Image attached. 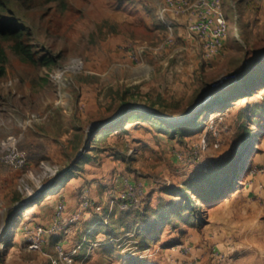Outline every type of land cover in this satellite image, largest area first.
<instances>
[{
	"label": "rangeland",
	"instance_id": "obj_1",
	"mask_svg": "<svg viewBox=\"0 0 264 264\" xmlns=\"http://www.w3.org/2000/svg\"><path fill=\"white\" fill-rule=\"evenodd\" d=\"M221 1L228 23L224 54L204 62L203 52H199L202 60L198 70L189 75V81H176L181 82L179 85H174L177 79L175 75L168 76L170 79L160 83L153 80V63L137 54L147 45H153L152 41L157 40L156 36H160L161 29L157 27L160 30L151 34L144 23L133 24V21L145 19L154 24L159 20L158 12L162 0H138L133 2L134 6L132 3L127 4V0H31L28 6L11 3L12 13H8V16L18 18L26 24L25 40L32 44L36 62L25 61L6 47L5 72L0 75V157L5 137L8 134L21 133L18 147L26 153L27 163L23 167L15 168L0 158V229L3 230L0 235V264H63L53 242L61 240L70 249L71 244L79 240L80 231L90 223L89 220L96 212L104 213L106 210V222L108 215L119 207L118 199L115 198L118 195L116 189L119 191L121 188L118 180L122 174H127L145 185L144 191L132 206L133 209L144 208L147 204L156 208L162 197L169 200L171 198L168 193H161L166 185L180 187L184 180L201 170L209 169L217 162L224 164L231 157L239 158L247 147H251V168L242 185L227 195L225 198L229 199L214 211L220 214L223 212L221 206L225 205V209L232 210L239 204L248 214L239 224L240 230L237 229V234L229 233L224 239L222 237L223 240L219 239L222 242L219 248L213 242L203 244L200 243L203 241L195 240L205 229L204 224L200 225L192 217L186 223H183L182 218H175L163 227L160 236L148 246L150 250L142 258L135 255L139 250V242L133 230H129L122 235H112L107 240L90 239L93 242L98 240L94 247L84 246L82 243L81 250L85 251L86 256L78 257V250L72 264H130L135 261L132 259H137L138 262L140 260L142 264H182L178 258L180 253L196 259L206 258L207 262L215 260L217 264L224 261L226 264H264V175L259 171L264 165V108L257 109L264 103L262 69L252 73L251 76L257 82L252 85L251 91L245 89L247 86L239 88L232 95H228L226 101V94L236 90V86L225 89L228 85L218 90L216 94L225 89L219 93L221 97L215 92L204 94L197 105V113L195 111L187 122L197 117L198 121L187 129L168 130L165 126L157 125L155 121L150 123L140 119L127 123L129 132L125 135L109 133L104 140L96 143L100 148H106L102 155H97V163L85 164L82 160L80 166L70 169L71 161L64 157L67 151L50 152L46 155L47 151L43 149L51 139L50 136L53 139L65 137L62 132L66 130L67 121L63 114L66 115L69 109L75 114L81 110L85 112L82 125L85 130L81 131L84 134L90 123L122 114L119 95L124 100H131L133 105L156 106L166 113L182 117L210 86L234 72L241 71L253 52L264 48V0ZM144 2L145 6L142 4ZM137 4L141 14L138 13ZM109 20L126 21L143 28L133 29L139 40L134 49L137 57L135 58L130 49L128 60L123 57L122 60L110 63L101 76L102 80H91L86 84L89 86L87 92L84 91L87 96L83 97L84 92L80 93V88L78 90L74 83V86L65 89L64 96L58 100L55 88L47 80L44 71L46 68L65 64L72 57L82 58L84 67L93 59L96 60L102 41L97 24ZM176 26L177 23H174L175 29ZM177 41L178 37L174 47L179 45ZM128 43L130 41L127 46L130 45ZM45 57L51 58L50 67L40 62ZM185 58L183 56V62ZM165 73L167 75L168 71H162L164 77ZM208 82L210 84L203 87ZM128 83H136L142 89L139 92L133 91V96L124 93L103 94L106 87L111 86L114 90L120 88H114V85L124 87ZM96 84L103 86V89L98 91L94 87ZM235 94H240L239 98L233 99ZM150 101H155L156 104L151 105ZM218 101L221 103L212 104ZM62 106L67 110L64 111ZM251 107L254 111L251 109L250 113ZM200 111L202 113L198 116ZM31 112L46 114L47 118L22 129L18 120ZM105 126L108 124L97 127V131ZM245 129L252 134L247 137ZM65 140H68V136ZM199 143L203 145L201 150L197 148ZM112 146L116 148V154L109 149ZM108 159L109 165L105 167L103 161ZM42 162L58 166V173L52 175L45 172L41 167ZM91 174H95V177L92 178ZM54 177L56 181L48 186V182ZM84 191L96 205L88 208L78 224L66 223L63 232L56 235L57 237L47 235L41 250H30L25 246L28 228L36 224H49L59 201L64 203V216L68 222ZM232 195L239 198L231 202ZM187 196H184L185 202L190 207H196L195 197L191 194ZM242 196L247 198L243 199ZM33 200H37V203L32 205ZM109 200H114V203ZM238 200V204H234ZM11 204L15 205L6 209ZM98 204H103L102 209L96 210ZM72 205L75 207L73 210ZM28 206L30 208H26ZM89 227L96 232L105 231L99 224L96 225V220ZM115 236L113 246L110 242ZM174 243L188 244L191 251L183 253L179 249H172ZM128 251L132 255L129 256ZM219 254L222 258H219Z\"/></svg>",
	"mask_w": 264,
	"mask_h": 264
},
{
	"label": "trees",
	"instance_id": "obj_2",
	"mask_svg": "<svg viewBox=\"0 0 264 264\" xmlns=\"http://www.w3.org/2000/svg\"><path fill=\"white\" fill-rule=\"evenodd\" d=\"M30 1L31 0H0V75H2L5 72L4 62L7 59L6 47H9L21 59L31 63L36 62L35 52L33 51L32 44H30L28 41L25 40V33L27 27L26 24L18 18L8 16V13L10 14L12 13L10 10V6L12 2H16L18 4L20 3L21 5L28 6L30 4ZM127 1H128L126 2L127 4L132 3L133 4L132 6H134L133 0L130 1L127 0ZM97 26H98L99 37L102 40H105L111 34L113 35V34L122 33V34H127L131 39V41H136L137 38L133 32L134 27L143 29L139 25L134 26L126 21L115 22L111 20L100 22L97 24ZM160 27L164 28L165 25L163 23H160ZM51 61L52 60L50 57H45L44 59L40 60L41 63L48 65L47 67H50ZM258 69H262V75L264 77V59L257 60L255 64L249 69L248 72H246L241 78H239L237 81L233 82L231 85L225 88V89H230L231 87L236 86L237 89L236 90L233 89L230 92H228L224 100L226 101V99L229 98L228 95L230 94L232 95V93L238 91L239 88H243L247 86L245 89L251 91L252 85L254 83L256 84L257 82V80L254 81L251 75L252 73H255V71H257ZM91 80L97 81V75L89 73L87 71V67H85L83 71L77 74L75 78V87H77L78 89L79 84H81L82 82L89 84ZM209 84L210 82H208L203 87H206ZM118 93H122V94L124 93L125 95H129V96L135 95L133 94V91H131L129 88L126 87H120L118 89L115 88L113 90V88H111L110 86V88L106 87L103 92L104 95L105 94L118 95ZM219 93L216 95H219L221 97ZM245 93H247V90L245 91ZM239 96L240 94H235L233 96V99H237L239 98ZM119 97L121 99L120 107L126 104L128 105L130 104V105L125 107L122 114H120L119 117L117 116L113 120V122L108 124V126H105L104 128L98 131H97L98 129L97 127L99 126L94 128L89 139V146L87 150L83 153L81 158L70 169H74L75 166H80L82 160H84V162L86 163L89 161H95V159L98 158L97 155H102V151L106 150V148H100L96 143H98L101 140H104L109 133L123 134V135L127 134L129 132L127 123H130L132 121L135 120L137 121L140 119H145L150 123H154L155 121L156 124L159 125L160 127L165 126V128H167L168 130L170 129L175 131L178 130L181 131L187 129L198 121V117H197V119L193 121L185 122L181 124L172 123L174 121H170L169 119H167L170 121L168 122L166 119L162 118L161 116L151 111L138 109L136 105L131 104L133 102H131L130 100H124V97H121V95H119ZM220 103L221 102L218 101V102H213L212 104L217 105ZM150 104L155 105L156 102L150 101ZM261 108H264V103L258 106L257 109H261ZM251 109H253V107L249 109L250 113L252 112ZM201 113L202 112L200 111L198 116ZM194 114L195 113H193L192 116ZM189 118L190 117L186 119L189 120ZM186 119L184 121H187ZM83 123L84 122H80L79 133L75 134L74 138L71 141V150L67 151L65 154L66 158L69 159L70 161L75 156L78 149L81 147L83 143L85 137V134L81 132L85 130V128L82 126ZM244 132L247 137L249 136V134L250 135L252 134V132L248 130L246 131V129ZM244 139L245 138H243L242 141H244ZM109 149L115 154L117 153L116 148L114 146H112V148ZM250 151H251V147H247L245 153L241 154L239 158L235 159L231 157L224 164L221 162L220 163L217 162L214 166L210 167L209 169L201 170L195 173V175H193L192 177L184 180V182L180 187L176 188L173 185H166L161 190V193L163 194L168 193L169 195H171V198L169 200L167 198L162 197L161 200L158 202L156 208H153L148 204L141 209L140 207H138L137 209H133L132 206L127 208H121L119 206L118 208H115L114 211H112L108 215V218H106L107 219L106 222H105V214L107 213V211L105 210L104 213L96 212L93 218L89 220L90 223H87L84 230L80 231L79 240L82 239L84 234H86L85 232L88 233V235L86 234V236L89 239H97L99 238V236H102L103 239L101 240H107V238H109L110 236L112 237V235L118 236V235H122L126 231L133 230L139 242L138 248L144 249L148 247L153 242V240L157 239L160 236L163 227L169 224L170 221H173V219L175 218H179V220L182 218L183 223H186L188 221V218L192 217L193 219H196L200 225L205 224L207 219V208L213 206L218 201L229 195L233 190L237 189L239 186L242 185L243 179L245 178L249 169L251 168L252 160H250L251 159ZM188 194L189 195L191 194L195 197L194 201L197 202L196 207H192V206L190 207L185 202L186 198L184 196L188 197L187 196ZM46 195L47 194H44V196ZM36 203L37 200H33L32 205ZM32 205L30 207H32ZM30 207L28 206L26 208H30ZM95 220H96V225L99 224L102 228H104L105 230L104 232L102 231L96 232L94 229H91L89 227V224H91ZM60 234H57V236ZM116 236L113 239V241L110 242L113 246L115 245ZM83 254H84L83 251L80 250L78 252V257H82ZM132 260L135 261H132L130 264H142L140 260L139 262L137 259H132Z\"/></svg>",
	"mask_w": 264,
	"mask_h": 264
},
{
	"label": "built area",
	"instance_id": "obj_3",
	"mask_svg": "<svg viewBox=\"0 0 264 264\" xmlns=\"http://www.w3.org/2000/svg\"><path fill=\"white\" fill-rule=\"evenodd\" d=\"M182 13H187L190 16L185 25V29L189 36H194L199 41L201 50L203 52V57L205 59H210L212 56L219 53L223 47L224 40L227 37L228 27V23L222 9V1L166 0L165 4L159 9L158 17L165 25L167 30L166 42L169 44H174L176 40V31L171 15H178ZM132 54H135V58L137 57V54L134 50H132ZM84 63L85 62L82 58L72 57L63 65L46 68L44 71L45 76L54 86L58 100H61V97L64 96L65 89L75 83L74 78L85 68ZM58 100H56V102H58ZM45 118L46 114L41 115L37 112H31L19 119L18 124L22 129H26L28 126H32ZM20 139L21 133L8 134L5 137L3 153L0 157L3 162L15 168L23 167L27 163L26 153L18 147V142ZM202 146L203 145H200L199 143L197 148L201 150L203 149ZM41 167L45 172H48L52 175L57 174L59 171L58 166L54 164L50 165L47 162H42ZM259 171L264 175V165L259 169ZM118 184L121 186V188L119 191L116 189L118 195L115 199H118L117 204L121 208L133 206L137 202L138 197L144 191V184L140 181H136L127 174H122L120 176ZM111 191H114V189ZM113 201L114 200H109L110 203H114ZM93 205L95 206L96 204L93 202V200H91V198H89L86 191H84L81 195L77 208L67 222L64 216V203L59 201L57 203L56 212L53 216V219L49 224H36L32 228H28L25 237V246L30 250H41L44 242L46 241L47 235L55 236L60 234L63 232L66 223H71L74 225L78 224L84 214L88 211V208L93 207ZM102 205L103 204H98L95 207L96 210H100V208L102 209ZM86 237L87 236L84 234L82 239L71 244L70 249H67L61 240H58L54 243L55 251L63 264H72L78 250H81L83 245L85 246V241H87V245L90 247L96 246L98 240L93 242L89 241ZM109 238L112 237L110 236ZM171 247L172 249H179V251L183 253H189L191 251V246L188 244L174 243ZM147 250L150 249L148 247L139 249L135 255L137 254L138 257L142 258L145 256ZM124 251L125 250H123V252ZM131 253L132 252L130 251L129 256L132 255ZM219 258H222L221 254H219ZM193 261L196 262L197 259L194 258Z\"/></svg>",
	"mask_w": 264,
	"mask_h": 264
},
{
	"label": "crops",
	"instance_id": "obj_4",
	"mask_svg": "<svg viewBox=\"0 0 264 264\" xmlns=\"http://www.w3.org/2000/svg\"><path fill=\"white\" fill-rule=\"evenodd\" d=\"M134 1L137 2L138 0H133V2ZM165 2H166V0H162L160 8L165 4ZM142 4L145 6V2ZM142 4H140V5H142ZM137 6H138V4H137ZM138 13H140V14L142 13L139 6H138ZM171 18L174 20V23H177L175 31H176V37H178L177 42H179V45H177L176 47H174L173 44H169L168 42H166L167 30L165 27L164 28L160 27V23H162L160 19L158 21L156 20V22H154V24H152V22L148 23L145 19L143 21H139V20L137 22L133 21V24L139 23V22H140L139 24L144 23V25L148 28V32H151V34L152 33L154 34V32L156 30L161 29L159 32L160 36L159 37L156 36L157 40L154 42L151 40L153 45L152 44L147 45L146 48H144L141 52H139L137 54L142 56V58L144 56L145 60L147 62L149 61V62L153 63V65H154V68L152 70V79L153 80L160 83V82L164 81L165 79L169 78L168 76L175 75V77L177 79L174 81V85H179V84H181V82L189 81L190 77H191L189 75L194 73L195 70H198L197 69L198 65H201L202 58L200 56V53H202V51H201V47H200V44H199V41L197 40V38H195L194 36H189L186 32L185 25H186L187 21L189 20L190 16L187 13H182V14H178V15H171ZM137 25H134V26H137ZM157 27H159L160 29H158ZM120 34H122V33L110 35L105 40H102L101 43L99 44V47H98V51H97L98 54L96 56V60L93 59V61L90 62V64H87V71L89 73L97 75V79H99V80H102L101 76L110 63L112 64L116 60H122L123 57H125L124 58L125 60H128L129 50L130 49L131 50L136 49V46H137L139 40L138 41L137 40L131 41V39L129 38V36L127 34H122V35H120ZM136 38H137V36H136ZM149 38H151V35ZM226 40H227V37L224 40L223 47L226 43ZM129 41H130V43H128V44H130V45L127 46L126 44ZM123 42H125L124 45L122 44ZM123 46H125V47H123ZM130 46H132V47L130 48ZM223 47L221 48V51L219 53L215 54L210 59H205L203 57L204 62L210 61L215 57L222 56L224 54L223 53ZM183 56L186 57L184 62L182 61ZM162 71H164V72L168 71L167 75H166V73L164 74V75H166V77L163 76ZM178 80H181V82L177 83L176 81H178ZM168 81H171V80H168ZM86 84L87 83L82 82L81 84L78 85V90L80 88V93H82L84 91L87 92V88L89 86H87ZM94 87L96 89L98 88V90L103 89V86H100L98 84H96ZM114 87H122V86L121 85H114ZM124 87L129 88L131 91H135V92H139V90L142 89V87L136 83H128ZM86 92H84L83 97L85 95L87 96ZM63 108H64V111L67 110V109H65V107H63ZM63 117L67 121V126H66V130H64L62 132V134H64L63 136H65V137L68 136V140H65V137L64 138L58 137L56 139L54 137V139H53V136H50L51 139L49 140L47 146L43 147V149L45 151H47L46 155H49L50 152L54 153V152L71 150V141H72L71 139L74 138L75 134L79 133L80 121L81 122L84 121L85 112L81 110L80 112L75 114L73 112V110L69 109V111L66 112V115L63 114ZM68 126H70V127L68 128ZM47 135H48V133H47ZM61 139H63V141H61ZM64 157L66 158L65 154H64ZM111 157L112 156H110V158ZM109 159L106 162L103 161L105 167L109 165ZM92 162H95V161H89L85 164H90ZM95 163H97V162H95ZM96 172H97L96 174H99V171H96ZM91 177L94 178L95 174H93ZM247 194H248V192H247ZM247 194H246V196L248 197ZM238 198L239 197H233V195L230 196L231 202L236 201ZM242 198L246 199L245 196H242ZM227 199H229V198L228 197L224 198L221 201H219L218 204L213 205L209 208L208 222H210V223L207 222L204 224L205 229H203L201 236L199 238L195 239L196 241H198V242H199V240L203 241V242H200L203 244L213 242L215 244V246L217 248H219V245L221 246V243H222L221 241H219V239L223 240L224 237L227 236L229 233L237 234L236 231L240 230L239 224L241 222H243V220H245L248 213H246L247 210L243 209V207L238 204L239 200L236 203H234V204H238V205L236 208H234L232 210L225 209V207H224L225 205H223V206H221V208L223 209V212H221L219 214V213H216V211H214L218 206H220L224 202H226ZM74 208H75L74 205H72L71 210H73ZM217 212H218V210H217ZM207 232L209 234H211V235L213 234V235L209 236ZM222 237H223V239H222ZM99 238H100V240L103 239L102 236H99ZM88 240L92 241L89 238H88ZM55 242L56 241L53 242V245ZM102 243L107 244V242H102ZM86 245H87V243L85 244V246ZM82 251L84 254L81 258L86 256L85 251L84 250H82ZM43 258H46V257H43ZM178 258L180 259V261H182V264H205V262H207L206 258L197 259V261L195 262V261H193L194 256H191V255L185 256V255H182L181 253L178 255ZM46 259H48V258H46ZM48 261H51V260L48 259ZM206 264H217V263L215 262V260H213V261L207 262ZM221 264H226V262L224 261ZM236 264H238V263H236Z\"/></svg>",
	"mask_w": 264,
	"mask_h": 264
},
{
	"label": "water",
	"instance_id": "obj_5",
	"mask_svg": "<svg viewBox=\"0 0 264 264\" xmlns=\"http://www.w3.org/2000/svg\"><path fill=\"white\" fill-rule=\"evenodd\" d=\"M260 59H264V48H260L257 49L253 52L252 56L246 61L245 66L243 67V69L239 72H234L233 74L223 78V80H221L219 83L213 84L212 86H210L203 94L202 96L196 100V102L192 105H199L201 98L204 96V94H212L215 92V94L217 93L218 90L223 89V87H227L228 85H230L231 83L237 81L239 78H241L254 64L257 60ZM130 105V104H129ZM128 104L122 106V111L124 110L125 107L129 106ZM138 107V109L141 110H146V111H151L157 115H161L166 119H169V117L173 116L175 118H177V120H175L174 123L176 124H181V123H185L187 121H182V117L180 116H174L171 115L169 113L164 112L163 110L159 109L156 106H149L146 104H137L136 105ZM198 108V107H197ZM186 113V112H185ZM184 113V114H185ZM117 117V114L115 116H111L107 119L104 120H97L94 121L92 123H90V125L88 126L86 133H85V137L83 140V143L81 145V147L78 149L77 153L75 154V156L72 158L71 162H70V166L74 165L83 155V153L87 150L88 146H89V139L90 136L92 134V131L94 130L95 127L97 126H102V125H106V124H110L111 122H113V120ZM183 119L185 120V116L183 117ZM56 181V178H51L50 181L48 182V186L54 184V182ZM15 204H11L9 206H7L6 209H9L10 207H12ZM7 215V214H6ZM7 218V216H5ZM6 220V219H5ZM3 234V230L2 228L0 229V235Z\"/></svg>",
	"mask_w": 264,
	"mask_h": 264
},
{
	"label": "bare ground",
	"instance_id": "obj_6",
	"mask_svg": "<svg viewBox=\"0 0 264 264\" xmlns=\"http://www.w3.org/2000/svg\"><path fill=\"white\" fill-rule=\"evenodd\" d=\"M198 108H197V105H195V106H193V107H191L185 114H183V116H182V121H184V119H183V117L185 116V119L186 118H188V117H191L192 116V114L193 113H195V111L197 110ZM198 111V110H197ZM197 111H196V113H197ZM181 117V116H180ZM169 120H171V121H174L175 122V120H177V118H175V117H173V116H171V117H169Z\"/></svg>",
	"mask_w": 264,
	"mask_h": 264
}]
</instances>
